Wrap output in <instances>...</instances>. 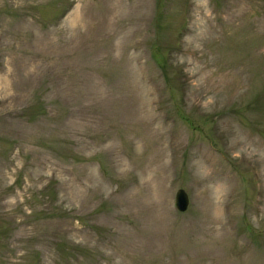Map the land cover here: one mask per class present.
<instances>
[{"label":"rangeland","instance_id":"1","mask_svg":"<svg viewBox=\"0 0 264 264\" xmlns=\"http://www.w3.org/2000/svg\"><path fill=\"white\" fill-rule=\"evenodd\" d=\"M0 264H264V0H0Z\"/></svg>","mask_w":264,"mask_h":264},{"label":"water","instance_id":"2","mask_svg":"<svg viewBox=\"0 0 264 264\" xmlns=\"http://www.w3.org/2000/svg\"><path fill=\"white\" fill-rule=\"evenodd\" d=\"M174 201L175 207L179 212L183 213L187 210L189 200L184 190L179 189L176 191Z\"/></svg>","mask_w":264,"mask_h":264},{"label":"trees","instance_id":"3","mask_svg":"<svg viewBox=\"0 0 264 264\" xmlns=\"http://www.w3.org/2000/svg\"><path fill=\"white\" fill-rule=\"evenodd\" d=\"M163 51H164L163 56L165 57V53H167V49H164Z\"/></svg>","mask_w":264,"mask_h":264},{"label":"bare ground","instance_id":"4","mask_svg":"<svg viewBox=\"0 0 264 264\" xmlns=\"http://www.w3.org/2000/svg\"><path fill=\"white\" fill-rule=\"evenodd\" d=\"M219 195H220V194H219ZM219 195H218V196H219Z\"/></svg>","mask_w":264,"mask_h":264}]
</instances>
